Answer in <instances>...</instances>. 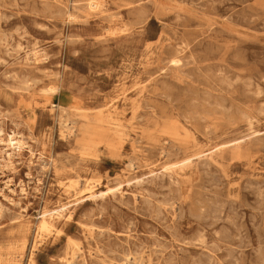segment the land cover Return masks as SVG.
Listing matches in <instances>:
<instances>
[{
	"label": "rangeland",
	"instance_id": "rangeland-1",
	"mask_svg": "<svg viewBox=\"0 0 264 264\" xmlns=\"http://www.w3.org/2000/svg\"><path fill=\"white\" fill-rule=\"evenodd\" d=\"M90 1L0 0V264H264V0Z\"/></svg>",
	"mask_w": 264,
	"mask_h": 264
},
{
	"label": "bare ground",
	"instance_id": "bare-ground-1",
	"mask_svg": "<svg viewBox=\"0 0 264 264\" xmlns=\"http://www.w3.org/2000/svg\"><path fill=\"white\" fill-rule=\"evenodd\" d=\"M101 4H100V2H96V1H90V3H89V6H90V8H96V7H98V6H100ZM74 16V15H73ZM135 22V21H134ZM143 24V23H142ZM112 32V31H111ZM75 41V40H74ZM43 71V70H42ZM45 72V71H44ZM7 75V74H6ZM59 86H51V87H49L48 89H47V92L50 94V95H52V94H55L56 92H58L59 91ZM45 90V89H44ZM54 106H57V104H54ZM58 107L60 108V109H62V111H67L68 109H67V107H65L64 105H62V104H60V105H58ZM57 109V108H56ZM55 110V109H54ZM65 113V112H64ZM66 114V113H65ZM67 115V114H66ZM59 116V115H58ZM65 119V118H64ZM70 119V118H69ZM67 120L65 119L64 121H63V127L65 128V130L68 132V133H70V134H73V133H75V131L77 130V128L75 129V123H78V121H76V122H69V123H67L66 122ZM62 124V123H61ZM60 125V124H59ZM1 130V129H0ZM18 133V132H17ZM14 135V134H13ZM15 136V135H14ZM68 136V135H67ZM15 137H17V136H15ZM10 142H11V145L12 144H15L16 142H15V140H13V139H11L10 140ZM13 146V145H12ZM11 146V147H12ZM10 147V148H11ZM8 148H6V150H7ZM82 179V178H81ZM81 179H79V180H81ZM84 180V179H83ZM85 182V181H84ZM88 182V181H87ZM77 183V182H76ZM82 183H83V181H82ZM78 186V185H77ZM117 187V186H116ZM120 188V187H119ZM23 189V188H22ZM118 189V188H117ZM9 190V189H8ZM174 202V201H173ZM161 203V202H160ZM167 204V203H166ZM177 206V205H176ZM170 208V207H169ZM65 209V208H64ZM175 209V208H174ZM54 212H56V211H54ZM22 216V215H21ZM53 226V224L51 223V222H49L45 217H43V219H42V221H41V223H40V225H39V232H43V231H45V230H50L51 229V227ZM88 227V226H87ZM28 229H29V227H27ZM43 235V234H42ZM37 238V237H36ZM40 242V241H39ZM78 245V244H77ZM77 247V246H76ZM156 248V247H155ZM104 254V253H103ZM74 255V254H73ZM134 256V255H133ZM151 257V256H150ZM149 257V258H150ZM66 261H69L68 259L66 260ZM72 261V260H71ZM116 262V261H115ZM140 262V261H139ZM104 263V262H103ZM67 264H72V263H67ZM129 264V263H128Z\"/></svg>",
	"mask_w": 264,
	"mask_h": 264
}]
</instances>
